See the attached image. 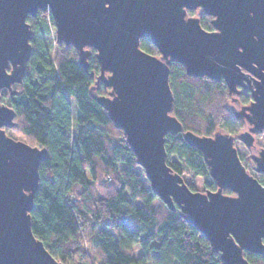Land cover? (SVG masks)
<instances>
[{"label": "water", "instance_id": "1", "mask_svg": "<svg viewBox=\"0 0 264 264\" xmlns=\"http://www.w3.org/2000/svg\"><path fill=\"white\" fill-rule=\"evenodd\" d=\"M198 9L212 17V31L188 15ZM40 11L51 13L56 43L74 47L84 70L90 49L96 50L95 84L109 92L93 98L124 131L152 192L170 210H181L223 264H251L245 253L264 255V182L250 174L235 146L239 140L252 148L264 133V0H0V264H64L32 231L39 169L48 152L8 136L16 113L2 101L4 89L15 95L13 86L23 83L32 55L28 17ZM142 39L160 56L142 50ZM172 63L188 76L224 81L233 101L241 89L251 92L252 102L234 111L247 130L183 134L203 154L216 191H192L167 164V137L183 131L172 115ZM252 160L253 170L264 174V148Z\"/></svg>", "mask_w": 264, "mask_h": 264}, {"label": "trees", "instance_id": "2", "mask_svg": "<svg viewBox=\"0 0 264 264\" xmlns=\"http://www.w3.org/2000/svg\"><path fill=\"white\" fill-rule=\"evenodd\" d=\"M188 15L199 17L205 30H213L212 17L202 10ZM28 23L33 36L26 75L23 83L13 86L15 95L4 89L2 97L16 113L12 130L29 145L48 152L40 165L31 212L35 237L64 264H223L181 210H170L152 192L124 131L93 98L109 92L102 82L95 84L100 74L96 50L90 49L86 71L74 47L60 45L54 58L44 44L42 34L50 33L51 14L40 11L36 18L28 17ZM140 47L160 56L148 39H142ZM169 82L172 115L183 131L167 137V164L192 191H216L203 154L183 134L237 136L247 123L235 117L234 107L249 104L251 95L242 93L236 103L224 81L188 76L179 63L171 64ZM241 160L245 167L252 163ZM253 176L264 182V175ZM136 248L141 250L139 256ZM245 256L251 264H264V255Z\"/></svg>", "mask_w": 264, "mask_h": 264}, {"label": "rangeland", "instance_id": "3", "mask_svg": "<svg viewBox=\"0 0 264 264\" xmlns=\"http://www.w3.org/2000/svg\"><path fill=\"white\" fill-rule=\"evenodd\" d=\"M45 13L46 14L47 13L51 14L50 12H45ZM42 40H43L44 44L47 46V48L49 49V51L52 53L53 57L57 58L58 53H59V46L60 45H58L56 43V27H55V24H54V20H53L52 26H50V33L49 34H42ZM2 101L4 102L3 97H2ZM72 108H73V114L75 116L76 115V111H75V106H74L73 103H72ZM7 134H8V136L12 137L15 140H22L23 141V138L16 131H14L12 129H7ZM256 143H257L259 148H264V134H261V135L258 136ZM235 146H236V148H237V150L239 152L240 157L241 158L243 157L246 161L249 162V160H250V151H249V149L246 148L239 141H237L235 143ZM253 165H254V162L249 163V165L248 166L246 165V167L249 169L250 173H252L253 175L254 174H259V173H256L252 169ZM262 175H264V174H262ZM135 254L137 256H139L141 254V250L139 248H136L135 249Z\"/></svg>", "mask_w": 264, "mask_h": 264}, {"label": "flooded vegetation", "instance_id": "4", "mask_svg": "<svg viewBox=\"0 0 264 264\" xmlns=\"http://www.w3.org/2000/svg\"><path fill=\"white\" fill-rule=\"evenodd\" d=\"M241 90H242V92H241L240 95H242V93H244V92H249L250 95H251V92H250V90H249V87H247L245 90H243V89H241ZM240 95H238V96H240ZM238 96H235V98H234V99H235L234 102H236V103H238V101H237V100H238V99H237ZM251 102H252V95H251L250 103H251ZM250 103H249V104H250ZM249 104H247V105H249ZM238 105H239V106H238ZM238 105H237V108L234 107L236 110L239 109V108H241L242 106H245V105H240V104H238ZM247 129H248V125H247L246 129H244V130H247ZM244 130H243V131H244ZM263 134H264V133H263ZM260 135H261V134H260ZM258 136H259V135L256 136L255 146L252 147V148H248V147H246L241 141L237 140V141L241 142L246 148L249 149V151H250V160H251L252 162H254V161L252 160V155L256 154V153L258 152V150L261 149V148L258 147V145H257V143H256ZM237 141H236V142H237ZM254 164H255V163H254ZM253 166H254V165H253Z\"/></svg>", "mask_w": 264, "mask_h": 264}]
</instances>
